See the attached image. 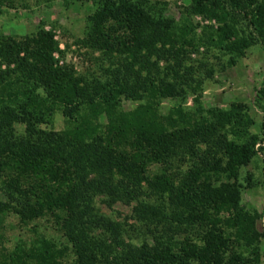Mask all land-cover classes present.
<instances>
[{"label":"trees","instance_id":"1","mask_svg":"<svg viewBox=\"0 0 264 264\" xmlns=\"http://www.w3.org/2000/svg\"><path fill=\"white\" fill-rule=\"evenodd\" d=\"M89 1L80 43L116 59L103 79L60 63L51 30L0 32V228L10 216L28 232L0 264H264V211L245 209L239 183L264 153V70L252 132L241 102L203 108L196 94L186 104L200 82L181 63L197 44L264 52V0H189L177 20L149 0ZM193 15L215 28L197 32ZM56 110L62 128L42 127ZM98 197L130 206L149 241L125 236Z\"/></svg>","mask_w":264,"mask_h":264},{"label":"rangeland","instance_id":"2","mask_svg":"<svg viewBox=\"0 0 264 264\" xmlns=\"http://www.w3.org/2000/svg\"><path fill=\"white\" fill-rule=\"evenodd\" d=\"M12 5H0V32L11 35H26L34 32L40 26L51 30L57 42L58 51L54 54L60 63L69 64L76 73L85 78L96 77L103 79L105 68L115 63L114 57H108L98 51L81 45L88 28V16L93 11L89 0H11ZM155 10L161 8L163 16L177 20L184 15L189 0H149ZM184 13V14H183ZM192 22L196 24L198 32L203 26L215 28L216 23L193 15ZM246 22L239 21L236 29L239 33L247 32ZM182 68L190 69L191 79L198 80L200 87L194 93L188 90L185 94V103L190 104L193 97L198 94V100L203 108H226L230 103L241 102L246 112L254 121L250 131L256 132L263 113L255 105L254 88L258 87L264 70V52L257 44L233 54H222L213 48L206 49L197 44L188 47L182 56ZM115 66V65H114ZM171 101L162 99L160 106L164 109ZM135 105L134 101L122 100L124 109ZM51 123L42 125L45 128L60 129L64 122L56 110ZM264 153H258L246 166L239 171L241 185V204L247 210L257 213L264 211ZM248 175L250 177H248ZM96 198V206L105 215L122 223L127 232L125 236L132 242L142 239L149 241L145 227L135 222L130 215V206L115 202L106 206ZM263 219L256 221L257 231L263 230ZM4 226L0 228V259L11 249L17 239L27 237L28 232L18 226L16 221L7 216L3 219ZM49 235L55 236L48 229Z\"/></svg>","mask_w":264,"mask_h":264}]
</instances>
